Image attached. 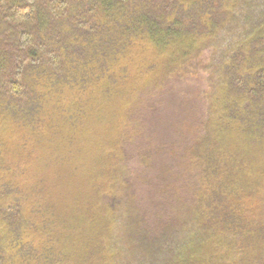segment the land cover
I'll use <instances>...</instances> for the list:
<instances>
[{
	"label": "trees",
	"instance_id": "obj_1",
	"mask_svg": "<svg viewBox=\"0 0 264 264\" xmlns=\"http://www.w3.org/2000/svg\"><path fill=\"white\" fill-rule=\"evenodd\" d=\"M151 55L141 75L120 61ZM112 96L128 101L135 132L119 142L121 164L98 174L85 218L64 214L57 260L93 250L94 264L111 253L113 264H264V0H0V121L54 138L64 127L80 143ZM67 145L62 157L76 159ZM12 195L2 185L3 217ZM118 220L121 259L104 235L117 237ZM13 230L0 233V259L22 248Z\"/></svg>",
	"mask_w": 264,
	"mask_h": 264
},
{
	"label": "rangeland",
	"instance_id": "obj_2",
	"mask_svg": "<svg viewBox=\"0 0 264 264\" xmlns=\"http://www.w3.org/2000/svg\"><path fill=\"white\" fill-rule=\"evenodd\" d=\"M120 61L130 67L127 70L129 76L147 73L155 66L154 55L136 61L126 58ZM101 107H103L102 110L93 117L94 125L86 128L80 143L77 138L74 143L70 142L72 139L64 132V127L56 129L54 138L48 132L38 133L36 129V131L29 129L28 132H19L9 119L0 121V142H2L0 160L4 165L0 173V178H3V181H0V190L3 185L4 189H8L9 194H13L11 199L14 201V204L10 200L4 201L7 206L5 209L11 217L0 215V233L4 235L10 232L11 234L14 232L13 229L22 231L19 237L22 248L20 251L16 250V256L8 260L4 255L12 251L2 247L0 264H64V260L61 258H59L60 261L57 260V253L53 255L50 249L53 239L56 243L63 238L66 229L61 226L64 214L73 212L76 216L85 218L92 202L100 197L98 193L101 194L103 191L100 183L104 178L103 175L98 174L106 173L105 169L121 164L122 156L117 151L119 142L125 135L135 132V127L131 126V120H129L131 107L124 97L112 96L108 101L103 102ZM66 141L70 146L66 144ZM65 144L74 152L77 151L76 159L62 157L68 150H65ZM55 152H58L60 156H57ZM247 193L250 192L246 191L245 194ZM16 199L23 207L15 206V204L18 205ZM75 200L79 202L78 205ZM61 204H65V208L59 209ZM23 208L24 211L21 212ZM21 216L24 217V226L16 223ZM98 222L99 220L96 219V221L85 223L86 235L92 230L93 232L99 230ZM81 223L82 220L79 219L68 224L78 226ZM117 225L116 238L112 240V237L106 233L104 235L107 240L114 241L115 253L119 254L121 259V253L124 252L122 247L126 242L125 234L121 232L123 224L120 220L116 222ZM25 228H28L27 231ZM103 237L102 235V239ZM137 239L138 237L135 238L136 241ZM9 242L5 240L2 246H7L12 241L9 239ZM111 242L109 241L113 249ZM23 247L28 256H25ZM72 253L73 250H69V260H73ZM21 254L24 255L21 257ZM95 256L92 250V253L81 258L80 264H94L92 258ZM231 260L235 259L230 258L228 261ZM69 264L73 263L69 262ZM104 264H113L112 253L106 255ZM207 264H227V262L213 258Z\"/></svg>",
	"mask_w": 264,
	"mask_h": 264
}]
</instances>
